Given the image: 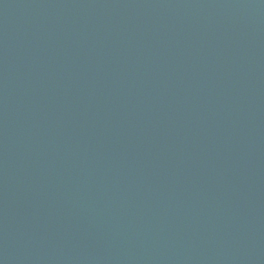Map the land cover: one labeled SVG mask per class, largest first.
<instances>
[{
  "label": "water",
  "instance_id": "water-1",
  "mask_svg": "<svg viewBox=\"0 0 264 264\" xmlns=\"http://www.w3.org/2000/svg\"><path fill=\"white\" fill-rule=\"evenodd\" d=\"M0 264H264V0H0Z\"/></svg>",
  "mask_w": 264,
  "mask_h": 264
}]
</instances>
